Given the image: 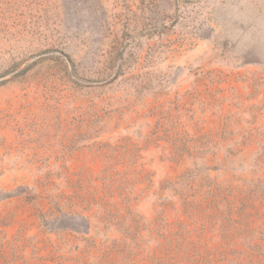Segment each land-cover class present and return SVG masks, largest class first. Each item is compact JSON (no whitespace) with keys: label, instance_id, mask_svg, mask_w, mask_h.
Returning a JSON list of instances; mask_svg holds the SVG:
<instances>
[{"label":"rangeland","instance_id":"rangeland-1","mask_svg":"<svg viewBox=\"0 0 264 264\" xmlns=\"http://www.w3.org/2000/svg\"><path fill=\"white\" fill-rule=\"evenodd\" d=\"M0 264H264V0H0Z\"/></svg>","mask_w":264,"mask_h":264}]
</instances>
